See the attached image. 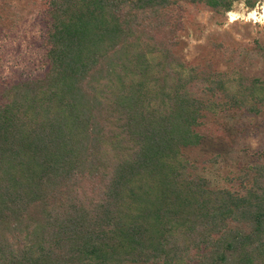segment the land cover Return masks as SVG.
Listing matches in <instances>:
<instances>
[{
	"label": "trees",
	"instance_id": "trees-1",
	"mask_svg": "<svg viewBox=\"0 0 264 264\" xmlns=\"http://www.w3.org/2000/svg\"><path fill=\"white\" fill-rule=\"evenodd\" d=\"M234 1L44 0L48 67L0 91V264H264V151L236 189L184 153L208 116L264 113L239 65L264 43L180 54L189 7Z\"/></svg>",
	"mask_w": 264,
	"mask_h": 264
},
{
	"label": "rangeland",
	"instance_id": "rangeland-1",
	"mask_svg": "<svg viewBox=\"0 0 264 264\" xmlns=\"http://www.w3.org/2000/svg\"><path fill=\"white\" fill-rule=\"evenodd\" d=\"M43 2L7 0L5 7L0 3V91L12 81L42 75L48 67L43 44L48 24ZM232 11L238 14L236 20L231 19ZM254 11L257 15L253 17L250 13ZM189 14L187 31L180 37V54L189 63L211 59L220 70H229L215 43L238 48H252L257 41L264 43V0H256L253 7L246 0H236L224 14L191 6ZM239 65L250 76L264 78L263 57H243ZM205 122L202 143L184 149L185 156L189 160H199L202 154L213 158L200 173L216 187L236 189L239 169L260 160L264 151V113L254 116L243 111H223L208 116Z\"/></svg>",
	"mask_w": 264,
	"mask_h": 264
},
{
	"label": "bare ground",
	"instance_id": "bare-ground-1",
	"mask_svg": "<svg viewBox=\"0 0 264 264\" xmlns=\"http://www.w3.org/2000/svg\"><path fill=\"white\" fill-rule=\"evenodd\" d=\"M230 14L232 15L231 16L232 20H236L238 18V14H236L235 12L232 11V12H230ZM250 15L254 17L255 15H257V11L250 13Z\"/></svg>",
	"mask_w": 264,
	"mask_h": 264
}]
</instances>
